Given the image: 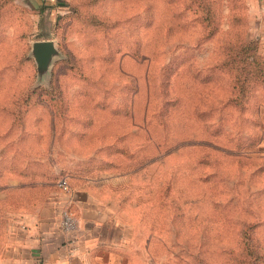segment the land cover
Instances as JSON below:
<instances>
[{"label": "rangeland", "instance_id": "rangeland-1", "mask_svg": "<svg viewBox=\"0 0 264 264\" xmlns=\"http://www.w3.org/2000/svg\"><path fill=\"white\" fill-rule=\"evenodd\" d=\"M76 190L132 264H264V0H0V234Z\"/></svg>", "mask_w": 264, "mask_h": 264}, {"label": "crops", "instance_id": "crops-1", "mask_svg": "<svg viewBox=\"0 0 264 264\" xmlns=\"http://www.w3.org/2000/svg\"><path fill=\"white\" fill-rule=\"evenodd\" d=\"M65 204L9 223L0 234V264H132L129 222L92 193L76 190L69 206L78 228L67 234L60 225Z\"/></svg>", "mask_w": 264, "mask_h": 264}, {"label": "built area", "instance_id": "built-area-1", "mask_svg": "<svg viewBox=\"0 0 264 264\" xmlns=\"http://www.w3.org/2000/svg\"><path fill=\"white\" fill-rule=\"evenodd\" d=\"M59 185L64 191H69V186L65 179L61 180ZM60 225L62 230L67 234L76 231L78 228V221L73 212L70 210L69 202L61 208Z\"/></svg>", "mask_w": 264, "mask_h": 264}, {"label": "water", "instance_id": "water-1", "mask_svg": "<svg viewBox=\"0 0 264 264\" xmlns=\"http://www.w3.org/2000/svg\"><path fill=\"white\" fill-rule=\"evenodd\" d=\"M33 48L38 65L41 68H45L49 64L51 56L55 51V45L53 41H37L34 43Z\"/></svg>", "mask_w": 264, "mask_h": 264}]
</instances>
